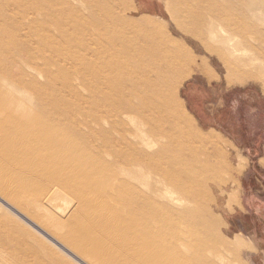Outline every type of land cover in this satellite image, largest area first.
<instances>
[{
	"label": "rangeland",
	"instance_id": "374dc122",
	"mask_svg": "<svg viewBox=\"0 0 264 264\" xmlns=\"http://www.w3.org/2000/svg\"><path fill=\"white\" fill-rule=\"evenodd\" d=\"M263 156L264 0H0V264H264Z\"/></svg>",
	"mask_w": 264,
	"mask_h": 264
},
{
	"label": "bare ground",
	"instance_id": "6f19581e",
	"mask_svg": "<svg viewBox=\"0 0 264 264\" xmlns=\"http://www.w3.org/2000/svg\"><path fill=\"white\" fill-rule=\"evenodd\" d=\"M169 10H170V13L171 14H175L176 15V12L178 11V9L176 8H169V7H167ZM204 10H207V13L208 14H213V11L211 10V7H209V8H204ZM180 12V11H179ZM186 12H187V9H185L184 10V13L186 14ZM188 18V17H187ZM172 21H175V20H173L172 19ZM168 42H170V40H167ZM171 43V42H170ZM154 71V70H153ZM153 73V72H152ZM153 76V75H152ZM154 79V78H153ZM148 81V80H147ZM151 81V80H150ZM156 81V80H155ZM149 82V81H148ZM157 87V86H156ZM159 98V97H158ZM126 102L128 103L129 101L126 99ZM159 105V104H158ZM135 110H136V112H137V114L138 115H142V110H139V109H135V107L133 106V105H130L129 107H128V111H127V114H134L135 113ZM124 113H122V115H123ZM136 114V113H135ZM156 114V113H155ZM145 115H146V113H145ZM149 115H151V114H149ZM146 116H148V115H146ZM110 118H112V121H114V123H112L111 124V126L113 127V128H115V127H119V126H123V123H117V122H119V119H118V117H116V116H112V117H110L109 115H102V114H100V115H98L97 116V118H96V121H95V123H97L98 125L101 123V122H111V119ZM150 118V117H149ZM146 124H149V123H146ZM188 124V123H187ZM183 125V124H182ZM153 126V125H152ZM190 126V125H189ZM163 127V126H162ZM161 127V129H163ZM176 127V126H175ZM163 132H165L164 130H163ZM200 135V134H199ZM203 137V136H202ZM205 137V136H204ZM207 137V136H206ZM200 140L202 141V139L200 138ZM208 141V139L206 138L204 141ZM215 140V139H214ZM160 141V140H159ZM153 143H155V142H153ZM159 143V142H158ZM190 143V142H189ZM194 143V142H193ZM197 144V143H196ZM196 144H195V146H196ZM119 145H124L125 147H127V148H134L135 149V147H134V144L133 143H129L128 141H126L125 139H123L122 141H120V142H118L117 143V146H119ZM167 145V144H166ZM190 145V144H189ZM207 145H208V143H207ZM206 145V146H207ZM203 146V145H202ZM182 147V146H181ZM180 147V148H181ZM187 147V146H186ZM188 148V147H187ZM194 147H192V149H193ZM200 148V147H199ZM181 149H183V148H181ZM192 149H190V150H192ZM195 149V148H194ZM205 149V148H204ZM207 149V148H206ZM130 152H132V151H134V150H129ZM129 151H127L126 153H128ZM157 152V151H156ZM187 153V152H186ZM224 154V153H223ZM190 155V154H189ZM127 156H129L130 157V155H127ZM175 155H173V157H174ZM191 156V155H190ZM145 156L143 157V156H141V155H139V157L138 158H136L135 159V161H139V162H141V161H143V160H145ZM174 158H177V157H174ZM147 159V158H146ZM157 159V158H156ZM177 160V159H176ZM131 162H133V159H132V157H130V158H126V156L124 155V158L120 161V164H123V165H126V163H131ZM158 162H159V160H158ZM184 163V162H183ZM189 163L191 164V161H189ZM188 163V164H189ZM163 164V163H162ZM180 164V163H179ZM185 164V163H184ZM165 165V164H164ZM181 165V164H180ZM166 167V166H165ZM186 167H188V166H186ZM190 167V166H189ZM180 168H182V167H180ZM194 168V167H193ZM191 169V168H190ZM178 169H176V171H177ZM180 170V169H179ZM185 170H187V169H185ZM193 170V169H192ZM181 171H183V170H181ZM157 176V175H156ZM164 176V175H163ZM157 178H158V176H157ZM186 180V179H185ZM164 182V181H163ZM158 184V183H157ZM165 186V185H164ZM166 187V186H165ZM168 188V187H167ZM171 188V187H170ZM171 194H172V192H171ZM232 196V195H231ZM167 197H169L168 195H167ZM183 197V196H182ZM234 197V196H233ZM180 198V197H179ZM135 199V198H134ZM148 199V198H147ZM184 199V198H183ZM189 200V199H188ZM131 201H133V199L131 200ZM183 201V200H182ZM197 201V200H196ZM130 202V201H129ZM176 203V202H175ZM196 203V202H195ZM140 204V203H139ZM142 205V204H141ZM146 205V204H145ZM131 210H137V208H136V206H135V203H133V202H130L128 205H127ZM144 206V205H143ZM147 207V206H146ZM195 207V206H194ZM199 207V206H198ZM148 208V207H147ZM166 208V207H165ZM171 208V207H170ZM145 209V208H144ZM150 209V208H149ZM195 209V208H194ZM146 210V209H145ZM183 211H185V210H183ZM189 211V210H188ZM211 211V210H210ZM145 216V215H144ZM143 216V218H144V220L146 221V220H148V217L147 218H145ZM160 217L161 216H159V217H157V216H155L154 217V219H156V220H158V222H160L161 224H162V229H160V231H156V235H157V237L159 238V240H161V241H163V242H168L170 245V253L172 254V255H175L176 253H178L179 251H181V250H190V247L192 248V246H191V242H190V239H189V236H185L184 238V240H183V238H181L180 237V235H178L179 234V232H178V230H176V228H175V226H174V223H164L163 221H160L161 219H160ZM142 218V219H143ZM144 222V221H143ZM146 222H148V224H150L149 223V221H146ZM188 223V222H187ZM132 224H135L136 225V222H133ZM187 231V230H186ZM197 238H199V237H197ZM110 244V243H109ZM134 256V255H133ZM132 256V257H133ZM135 259H136V257H135ZM157 259V258H156ZM133 261H135V260H133V259H131L130 260V262H133ZM181 261L183 262V264H187V259L185 258L184 259V256H182L181 257ZM153 262V260L151 259V257H149V259H148V261H147V264H151ZM157 263H159V264H168V262L167 261H165V260H163V258H158V262ZM130 264H133V263H130Z\"/></svg>",
	"mask_w": 264,
	"mask_h": 264
},
{
	"label": "crops",
	"instance_id": "0c3cea01",
	"mask_svg": "<svg viewBox=\"0 0 264 264\" xmlns=\"http://www.w3.org/2000/svg\"><path fill=\"white\" fill-rule=\"evenodd\" d=\"M259 160H261V164L262 165H264V156L263 157H261ZM257 174H261V175H263V176H261V177H263L264 178V172L263 171H261V170H259V169H257L256 171H255ZM249 172H247V176H249L250 175V173L248 174ZM257 178H255V180H256ZM256 192L257 191H255V193H253V198H256L257 199V201L259 200V202H260V204H262L263 206H264V196H262V197H260V196H257V195H255L256 194ZM247 196H249V195H247ZM248 198H246L245 200H247ZM255 199V200H256ZM247 204V203H246ZM249 210H250V208H248Z\"/></svg>",
	"mask_w": 264,
	"mask_h": 264
}]
</instances>
